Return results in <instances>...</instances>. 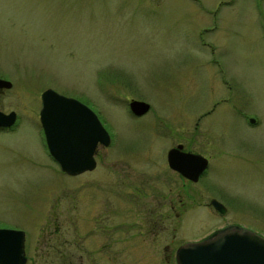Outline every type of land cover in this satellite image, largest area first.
Here are the masks:
<instances>
[{"label":"rangeland","instance_id":"374dc122","mask_svg":"<svg viewBox=\"0 0 264 264\" xmlns=\"http://www.w3.org/2000/svg\"><path fill=\"white\" fill-rule=\"evenodd\" d=\"M0 77V109L16 115L0 133V226L25 231L24 264H87L86 249L75 255L87 234L130 243L141 206L171 214L157 232L171 255L229 222L264 235V0H0ZM46 87L110 134L92 169L66 174L43 151ZM131 97L148 110L133 115ZM177 143L207 158L197 180L165 166ZM109 264L152 262L120 252Z\"/></svg>","mask_w":264,"mask_h":264},{"label":"water","instance_id":"95a60500","mask_svg":"<svg viewBox=\"0 0 264 264\" xmlns=\"http://www.w3.org/2000/svg\"><path fill=\"white\" fill-rule=\"evenodd\" d=\"M9 86V80L0 78V88ZM39 99L44 142L59 168L67 174L92 169L95 146L109 141L95 112L77 98L50 87L40 92ZM127 106L134 115L148 109L146 101L135 98L129 99ZM14 118L13 110L0 111V124H11ZM166 160L170 168L193 181L207 163L203 155L181 150L180 143L167 151ZM209 203L218 213L225 211L217 199L210 198ZM23 237L19 228L0 227V264H24ZM174 258L176 264H264V235L235 222L226 223L199 239L180 243Z\"/></svg>","mask_w":264,"mask_h":264},{"label":"flooded vegetation","instance_id":"af4514ba","mask_svg":"<svg viewBox=\"0 0 264 264\" xmlns=\"http://www.w3.org/2000/svg\"><path fill=\"white\" fill-rule=\"evenodd\" d=\"M2 89L3 88H0V91ZM10 110L11 109L4 111V110L0 109V111L3 113H7ZM13 127H14V122L12 124H0V133L11 132L14 129ZM37 131H38V135L40 138V142H41L43 151L47 154V156L53 162H55L53 157L47 152L40 124H39V130H37ZM110 137L111 136L109 134V140H110ZM170 148H173V144L168 146V148L166 149L165 155H164V158H165L164 162H165V166L168 167L171 171H173V169L168 166V163L166 160V153ZM181 149L185 150L183 148H181ZM94 152H95V149H94ZM94 152H93V157H94ZM94 160H95V157H94ZM95 165H96V161H95ZM177 175L180 176L178 173H177ZM186 180L191 182L188 179H186ZM122 190H124V189H122ZM156 193L158 195V192H155V195H156ZM122 195H124V192L122 193ZM106 199H107V202L110 201V194H109V197L107 195ZM154 202H155V204H157L156 201L154 200L153 205H155ZM140 204H141V200L139 198L138 207L140 206ZM171 205L172 204L169 202L170 208H171ZM142 207L143 206H141V208H138L139 210H137L141 213L140 218H138V219H136V217L134 218V214L132 213L133 217L130 219L129 226L138 227L137 230H139L140 227H143V231L139 230L137 234L132 236V238H134V240L130 241V243H128L127 237H125L123 235H117L116 236V239H117L116 242L118 244L116 247L121 246L122 250H119V251L122 254L131 255V256L135 257V259L149 260L152 262V264H159L160 259H165V258H166L165 260L171 259V258H172V260H174V252H173V255H171L172 253H170L171 248L168 244L169 240H161L159 235H157L158 227L161 224L163 227H166L167 225L171 224V219H170L171 214L169 212H167L166 215L165 214L158 215V212H157V210H155L154 207L147 208V209L142 208ZM144 211H147V213H148L146 216H145ZM162 215L164 217L160 218ZM89 216H90V214H89ZM98 220L102 221L100 218H96L94 215L91 222L92 223L94 221L97 222ZM103 222L106 223L105 221H103ZM160 222H161V224H160ZM98 224H100V223H98ZM122 225L124 226L125 224H122ZM88 232H89V230H88ZM23 234H24V238H25V231L24 230H23ZM85 237H86V239L82 241V246H80L79 241H78V245H75V255L77 257L78 262L81 261V257H82V253L79 251L80 247H82L83 250L86 249L88 251V253L91 254V258L89 259V262H87V264H95V256L97 254L104 256V258L107 259L108 264H109V262L112 263V259L115 258L118 253H120V252H117V250L115 249L116 247H114V248L112 247L111 239L107 238V237H111V234H106V236H104L103 239L97 237L95 235V233L87 234ZM125 242H127L128 245ZM23 250H24V254H25V241H24V245H23ZM25 260H26V258H25Z\"/></svg>","mask_w":264,"mask_h":264}]
</instances>
